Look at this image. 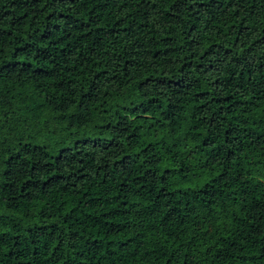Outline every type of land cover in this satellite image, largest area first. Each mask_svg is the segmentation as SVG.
I'll return each instance as SVG.
<instances>
[{
    "label": "trees",
    "instance_id": "trees-1",
    "mask_svg": "<svg viewBox=\"0 0 264 264\" xmlns=\"http://www.w3.org/2000/svg\"><path fill=\"white\" fill-rule=\"evenodd\" d=\"M0 264H264V0H0Z\"/></svg>",
    "mask_w": 264,
    "mask_h": 264
}]
</instances>
